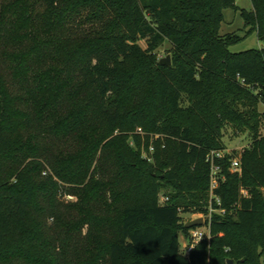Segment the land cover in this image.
Wrapping results in <instances>:
<instances>
[{
    "label": "trees",
    "instance_id": "trees-1",
    "mask_svg": "<svg viewBox=\"0 0 264 264\" xmlns=\"http://www.w3.org/2000/svg\"><path fill=\"white\" fill-rule=\"evenodd\" d=\"M252 3L241 35L221 32L236 0H0V264H264V0ZM254 33L261 46L231 49ZM139 128L146 145L166 138L153 161ZM228 129L252 140L215 157L212 191L208 156ZM183 211L211 214L189 256Z\"/></svg>",
    "mask_w": 264,
    "mask_h": 264
},
{
    "label": "rangeland",
    "instance_id": "rangeland-1",
    "mask_svg": "<svg viewBox=\"0 0 264 264\" xmlns=\"http://www.w3.org/2000/svg\"><path fill=\"white\" fill-rule=\"evenodd\" d=\"M236 4L239 6V9H234V8H226L224 11L225 14V20L224 23L222 25V34H226V33H230V32H236L239 33L241 35L244 34V27H245V21L242 17L241 11L242 9H246V10H252L253 9V3L252 0H236ZM263 42H261L258 37L257 34L254 33L251 36H249L248 38H246L245 40H243L242 42L233 45L231 47V49L233 51H242V50H246V49H250V48H254V47H259ZM142 44L144 46H146L145 41H142ZM171 48L172 45L169 41H166L158 50V56L160 58L166 57L167 55H171L172 57V53H171ZM261 110H264V104L262 103L260 106ZM143 130V129H142ZM138 132L141 134H144V131H140V128L138 129ZM143 144H142V152L143 154L147 155L150 159H148L149 161H153L154 160V152L151 150V146H156L158 144V142L160 141V143L162 144V147H165L167 142H166V138L163 136H155L152 135L150 137L149 140V145H146L147 143V137L144 134L143 135ZM252 138L250 136L249 132L246 133H240L238 136L234 135V132L232 131V129H228L225 132L224 135V141H225V145H226V152H233V151H241L245 146H247L250 142H251ZM144 157V155H143ZM238 157L239 154H238ZM145 158V157H144ZM172 191L171 187H165L162 189V191L160 192V202L162 203V198L164 195L170 194V192ZM207 216L204 213H194V212H182L181 216H182V222L187 223L190 220H193L195 218H197L198 216ZM53 221V219L51 220ZM190 234H191V230L189 231L188 236H186L183 232H181V249L183 250V248L185 247V245L187 243L190 242ZM211 238V237H210ZM73 249V247L71 248Z\"/></svg>",
    "mask_w": 264,
    "mask_h": 264
},
{
    "label": "built area",
    "instance_id": "built-area-1",
    "mask_svg": "<svg viewBox=\"0 0 264 264\" xmlns=\"http://www.w3.org/2000/svg\"><path fill=\"white\" fill-rule=\"evenodd\" d=\"M140 131H143L142 128H140ZM151 150L154 152L155 146H151ZM225 154H226L225 150H218V151L214 150L208 156V160L212 162V172H211V190L212 191L219 185V182H220V175H219L220 168H219V166L215 165V157L221 158V157H224ZM143 155L145 158L150 159L147 155H145V154H143ZM231 169L233 171H240L241 170L240 158L238 156L233 159ZM168 200H169V196L164 195L162 198V203H166V202H168ZM218 201H220L219 198H218ZM213 210L214 209L211 207V212ZM220 211L224 212L225 209H221ZM210 215L209 216L201 215L204 217L203 225L191 228L190 242L187 243L182 250L185 255L189 256L191 254V252L193 251V249L195 248V246L200 241L210 239L211 231H210V223L208 220V219H210ZM198 217H200V216H198Z\"/></svg>",
    "mask_w": 264,
    "mask_h": 264
},
{
    "label": "water",
    "instance_id": "water-1",
    "mask_svg": "<svg viewBox=\"0 0 264 264\" xmlns=\"http://www.w3.org/2000/svg\"><path fill=\"white\" fill-rule=\"evenodd\" d=\"M161 63L163 64H172V57L171 55H167L166 57H163L161 59ZM204 223V217L203 216H200V217H197L193 220H190L186 223V226L189 227V228H192V227H195V226H200V225H203ZM229 264H234V260L233 259H229L228 260Z\"/></svg>",
    "mask_w": 264,
    "mask_h": 264
},
{
    "label": "crops",
    "instance_id": "crops-1",
    "mask_svg": "<svg viewBox=\"0 0 264 264\" xmlns=\"http://www.w3.org/2000/svg\"><path fill=\"white\" fill-rule=\"evenodd\" d=\"M261 45H262V44H261ZM261 45H260V46H261Z\"/></svg>",
    "mask_w": 264,
    "mask_h": 264
}]
</instances>
